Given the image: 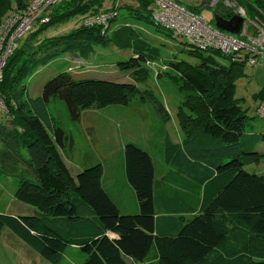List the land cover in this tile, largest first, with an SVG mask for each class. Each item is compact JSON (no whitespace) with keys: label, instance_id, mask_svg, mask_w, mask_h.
Masks as SVG:
<instances>
[{"label":"trees","instance_id":"16d2710c","mask_svg":"<svg viewBox=\"0 0 264 264\" xmlns=\"http://www.w3.org/2000/svg\"><path fill=\"white\" fill-rule=\"evenodd\" d=\"M105 1L66 0L51 7L42 13L49 17L48 23L38 26L27 40L30 55L18 49L7 64L0 87L9 110L0 117V174L18 180L16 199L38 213L0 214V237L9 228L53 264L62 258L75 264L71 257L77 258L76 264H264V176L247 170V166L260 165L263 155L239 150L247 114L233 97L234 67L248 65L250 54L245 50L237 61L242 50L235 54L217 48L203 50L172 30L168 31L174 39L188 45L189 55L199 61L192 64L163 57L158 47L152 54L131 25L116 20L118 10L126 8L135 19L162 28L153 17L154 0H135L133 4L122 0L111 9L105 8ZM209 3L195 0L198 8H188L202 17L211 9L213 15L226 18L238 7L249 19L258 13L264 18V0ZM16 4L25 3L0 0V22ZM100 17L110 18L103 24L96 22ZM75 18L82 23L69 35L56 33L35 42L45 29ZM115 23L117 28L111 30ZM104 43L136 52L113 62L119 71L130 73L131 83L75 78L65 71L45 83L36 102H63L70 122L77 124L87 110L128 106L136 100L147 105V98L154 101L156 95L142 89L151 79L148 61L157 60L168 68L166 77L184 92L177 105L181 144L167 135L157 147L163 151L160 157L131 141L119 152L125 178L139 204L136 214L123 213L104 185V168L109 164L91 162L72 175L61 151L67 142L73 148L74 138L59 126L52 135L27 106L24 88H17L18 78L25 80L31 67L46 65L59 52L85 58ZM216 56L227 59L229 65ZM263 59L260 65H264ZM156 109L162 112L163 108ZM160 167L168 170L160 172ZM166 215H180L181 226L161 234L157 220Z\"/></svg>","mask_w":264,"mask_h":264},{"label":"rangeland","instance_id":"374dc122","mask_svg":"<svg viewBox=\"0 0 264 264\" xmlns=\"http://www.w3.org/2000/svg\"><path fill=\"white\" fill-rule=\"evenodd\" d=\"M32 1L33 0H21V4ZM126 1L128 4H133L135 0ZM209 1L210 5L213 3L218 4L221 1L225 2V0ZM121 3L122 0H106L104 6L105 8L108 6L107 8L111 9L117 7ZM193 5L194 4L191 6ZM14 6H12L11 9L15 8ZM198 6L199 4L197 6L194 5L193 8H198ZM235 11H237L238 15H242L243 13L244 18L245 16L250 18L246 11L238 7L235 8ZM213 12V10L208 9L204 11L203 17L209 24L216 27L215 20L211 21L214 19ZM7 13L1 19L0 23L6 20L8 16ZM11 14L16 15V13ZM258 14L252 17L251 25L248 24L247 33H245L246 41L249 40L255 45H257V37L259 36V41H261L262 36H264V18L262 15ZM103 18L104 17L97 18L96 22L98 20L101 21ZM80 20L75 18L71 19L66 24H57L49 27L45 29L40 37L35 38V42L37 43L41 38L44 39L51 35L54 36L56 33L65 36L69 35L72 30L80 27L82 23ZM116 22L117 24L126 23L127 25L125 26L131 25L133 29L136 30L137 39L142 43L145 42L144 45L149 48L152 54L158 47L163 57L169 59L176 58L177 60H184L192 64L199 61L198 58L189 55V46L179 44L164 26L160 28L145 20H137L126 8L118 10ZM44 24L46 23L41 25ZM117 24L115 23L111 30H115L118 26ZM32 29L33 27L30 30L19 32L17 35L14 34L12 38L11 36H7L9 42L13 40H15V42L12 43L11 47L8 49V55L4 60V65H0V70L2 67L0 87L4 81V72L7 64L12 56L19 51L18 49H23L28 56L30 55L31 48L26 45L29 42L27 40L31 36V33L38 28ZM262 44L264 45V41ZM67 52L68 51L59 52L58 57L46 65L31 67L28 77L25 80H20L18 78L17 88L20 86L24 88L27 106H29L30 110L34 111L33 115L42 120L52 135L56 126L57 128L59 126L63 129L65 134L74 138L75 143L73 148H70L67 142L65 149L61 151L72 175L76 176L78 172L82 170L81 168L91 166V162H101L104 166L108 165L110 161L109 156L112 155L114 158H118L120 150H123L127 141L138 142V144H142L144 148H147L149 152H153L155 155H159V157L162 155L163 151L158 150V144L163 142L167 135H169L174 142L182 141L183 134L178 126L177 105L183 99L184 92L178 89L174 81L166 77L168 68L162 65L161 62H157V60L148 61L147 67L150 70L151 79L148 81L147 87H145V85L142 86L145 93H154L156 95L154 101L147 98V100L150 101H147V105H142L136 100L132 101L128 106H113L101 110H87L82 113L81 121L77 124H73L70 122L68 109L63 102L51 101L47 104H44L41 100L36 102L42 95V89L45 83L65 71L71 72L70 74L75 78H93L116 83H131L133 81L130 73L121 72L113 65L116 59H127L134 55L136 52H133L132 49L120 50L116 46L104 43L103 45L97 46L93 53L85 58H78ZM244 56V50H242L236 60L241 61V57ZM216 59L224 65H229L228 60L224 57L216 56ZM22 64L23 62L20 63V66ZM234 70L235 89L233 97L247 114L246 131L240 140L238 148L243 152H260L263 155V160L260 165L247 166V170L264 176V120L256 115L257 107L264 99V92H262L264 90V65L262 64L257 68H252L245 64L243 67L235 66ZM13 75H16V72H14ZM19 75L21 74H17L16 77ZM146 89L148 91H146ZM157 98L161 101V104ZM0 99L6 104L5 98L1 95V92ZM156 107H162V112L158 111ZM8 111L9 110H7V113ZM4 121L7 122V120ZM18 185V180L13 179L11 176L6 177L0 174V214L10 216H32L36 214V212L38 213L32 206L23 204L16 199L15 192ZM71 258L76 264L77 258ZM0 264L53 263L43 259L9 228L5 227L0 237ZM58 264H64L63 260L61 259Z\"/></svg>","mask_w":264,"mask_h":264},{"label":"built area","instance_id":"2783aa9c","mask_svg":"<svg viewBox=\"0 0 264 264\" xmlns=\"http://www.w3.org/2000/svg\"><path fill=\"white\" fill-rule=\"evenodd\" d=\"M62 1L66 0H33L23 6L16 5L14 6L15 8L10 10L12 12H8L6 20L0 25V65H4L8 49L15 42V40L9 42L7 36L12 38L14 34L17 35L19 32L30 30L32 27L33 29L38 28L41 24L47 23L49 17H45L42 13L47 10L50 11L51 7ZM154 2L153 17L155 22L164 26L167 30L174 31L178 36L188 40L190 43L197 44L199 48L203 50L217 48L225 53L232 52V54L237 53L239 50H246L250 54L248 56V65H260L263 62L261 60L264 58V45L262 44L264 36H262L261 41H259V36L257 37V45L252 44L249 40L247 42L244 40L243 37L246 36L248 24L251 25L252 19L247 16L244 18L243 13L242 15L239 14L245 19L242 36H240L243 39H240L239 35L235 36L220 32L214 26L208 24L200 14L191 11L188 6L192 5L195 0H154ZM11 13H16V15ZM235 14H237V11ZM109 18L104 17L97 22L105 24ZM252 54H258L260 58H255ZM7 110L6 104L0 99V116L8 115ZM256 114L260 119L264 120V99L259 103Z\"/></svg>","mask_w":264,"mask_h":264},{"label":"crops","instance_id":"0c3cea01","mask_svg":"<svg viewBox=\"0 0 264 264\" xmlns=\"http://www.w3.org/2000/svg\"><path fill=\"white\" fill-rule=\"evenodd\" d=\"M180 142H175L181 144ZM109 165L104 168V185L118 203L121 211L125 214H136L139 211V204L134 190L128 184L122 165V158L109 156ZM160 172H166L168 167H160ZM180 215H166L157 220V230L161 234H169L180 228ZM189 217V216H186ZM66 264L68 261L62 258Z\"/></svg>","mask_w":264,"mask_h":264},{"label":"water","instance_id":"95a60500","mask_svg":"<svg viewBox=\"0 0 264 264\" xmlns=\"http://www.w3.org/2000/svg\"><path fill=\"white\" fill-rule=\"evenodd\" d=\"M214 20L216 22V29L235 36L240 35L245 22L244 18L238 14L226 18L214 14Z\"/></svg>","mask_w":264,"mask_h":264},{"label":"bare ground","instance_id":"6f19581e","mask_svg":"<svg viewBox=\"0 0 264 264\" xmlns=\"http://www.w3.org/2000/svg\"><path fill=\"white\" fill-rule=\"evenodd\" d=\"M257 115V114H256Z\"/></svg>","mask_w":264,"mask_h":264}]
</instances>
